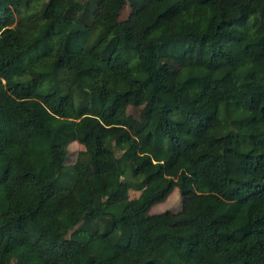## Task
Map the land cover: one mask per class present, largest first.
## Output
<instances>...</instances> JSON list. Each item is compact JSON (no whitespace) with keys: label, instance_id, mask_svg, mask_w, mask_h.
I'll return each instance as SVG.
<instances>
[{"label":"trees","instance_id":"16d2710c","mask_svg":"<svg viewBox=\"0 0 264 264\" xmlns=\"http://www.w3.org/2000/svg\"><path fill=\"white\" fill-rule=\"evenodd\" d=\"M125 5L0 0V264H264V0Z\"/></svg>","mask_w":264,"mask_h":264},{"label":"rangeland","instance_id":"374dc122","mask_svg":"<svg viewBox=\"0 0 264 264\" xmlns=\"http://www.w3.org/2000/svg\"><path fill=\"white\" fill-rule=\"evenodd\" d=\"M140 0H126V5L121 12L120 20L129 21L139 6ZM161 62L171 64L175 70L183 72L185 69V63L183 60L178 59L175 56H160ZM150 105L148 103L142 105L129 104L127 106V117L129 122L136 128L143 127L149 118ZM84 148L78 142H72L69 145V159L68 164H72L76 161L80 150ZM131 198H135L140 195V191L131 190ZM183 199L178 189H175L170 196L164 201L155 205L152 209V213H161L164 211H179L182 207Z\"/></svg>","mask_w":264,"mask_h":264}]
</instances>
